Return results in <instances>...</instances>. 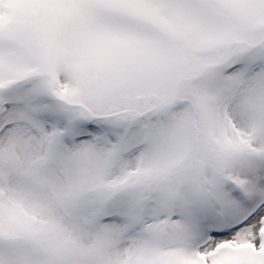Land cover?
Instances as JSON below:
<instances>
[{"label":"snow or ice","instance_id":"snow-or-ice-1","mask_svg":"<svg viewBox=\"0 0 264 264\" xmlns=\"http://www.w3.org/2000/svg\"><path fill=\"white\" fill-rule=\"evenodd\" d=\"M0 264H264V0H0Z\"/></svg>","mask_w":264,"mask_h":264}]
</instances>
